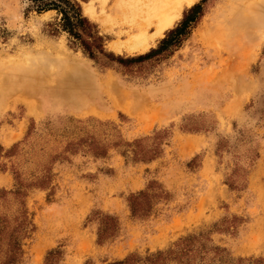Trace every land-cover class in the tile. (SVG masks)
I'll list each match as a JSON object with an SVG mask.
<instances>
[{
  "label": "rangeland",
  "instance_id": "rangeland-1",
  "mask_svg": "<svg viewBox=\"0 0 264 264\" xmlns=\"http://www.w3.org/2000/svg\"><path fill=\"white\" fill-rule=\"evenodd\" d=\"M70 1L103 55L58 29L55 11L0 0V217L30 223L15 264L49 251L51 264H144L189 237L183 264H264V32L234 18L262 19L264 0H198L194 23L185 7L142 54L110 48L115 0L106 22L98 0ZM79 62L83 87L62 72ZM140 192L149 208L132 215ZM105 218L115 228L98 241Z\"/></svg>",
  "mask_w": 264,
  "mask_h": 264
},
{
  "label": "trees",
  "instance_id": "trees-1",
  "mask_svg": "<svg viewBox=\"0 0 264 264\" xmlns=\"http://www.w3.org/2000/svg\"><path fill=\"white\" fill-rule=\"evenodd\" d=\"M204 1V0H202ZM29 7L35 12H47L55 11L58 16V29L66 33L69 37L73 38L81 46L82 50L90 57H93L94 52L103 55L101 46V38L95 36L91 32V25L87 20L80 15L78 6L70 0H28ZM200 6L198 4L193 5L188 10L187 19L183 22L187 25L189 22H195L199 13ZM195 15H197L195 17ZM189 18V19H188ZM107 58L114 60L111 55H107ZM138 59V58H137ZM119 62H129L132 59L123 60L117 58ZM10 194L14 199L23 198V192L20 185L17 182V187ZM148 197L146 193H138L135 196H131L129 199V209L132 215H141L147 212L148 206L142 204L141 201ZM21 206L23 204L21 202ZM109 218H105V222L101 225V229L97 231V240L107 238L111 235L115 228V222ZM30 226V223L26 220L25 212L19 213L18 216L13 218V226L9 228V223L4 217H0V264H15L20 254V238L24 235V229ZM191 240H195L194 237H189L179 240L173 246L174 249L167 250L166 252H157L144 259V264H166L168 261H175L177 264H183L181 258L187 255V252H191L188 248V244ZM57 251H49L46 253L44 264H51L52 258L57 255ZM114 264H131V262L125 259L122 262Z\"/></svg>",
  "mask_w": 264,
  "mask_h": 264
},
{
  "label": "bare ground",
  "instance_id": "bare-ground-1",
  "mask_svg": "<svg viewBox=\"0 0 264 264\" xmlns=\"http://www.w3.org/2000/svg\"><path fill=\"white\" fill-rule=\"evenodd\" d=\"M197 1L198 0H115L109 13L114 16L115 25L119 27L114 33L119 42L117 41V43L111 45L110 48L115 51V53L124 51L128 54H142L146 52L154 44L155 40L161 38L180 18L183 9L185 7H190ZM98 2L101 7V16L106 17L105 20H103L102 17L99 19L106 22L108 17L105 15L108 13L106 8L109 0H98ZM86 14L91 18H96L97 16L93 6L86 9ZM259 15V11L251 8L249 12L243 14L240 12L235 15L234 18L242 22L252 20V25L254 27L256 26L259 31L264 32V17H262V19H256ZM231 19H233V17L225 15L221 20L227 22ZM209 30V27H206L203 33L206 35ZM123 38H125L124 41L121 40ZM77 66L78 67L73 69L63 68V76L65 80L70 79L76 86L83 87L82 85L88 82L87 80L90 77V72L85 71L86 66L81 62H79ZM111 83L113 84L112 79ZM109 93L110 99L117 107L129 105V96L122 95L121 98L116 99L112 89ZM132 106H127L130 108H127L126 112H133Z\"/></svg>",
  "mask_w": 264,
  "mask_h": 264
},
{
  "label": "crops",
  "instance_id": "crops-1",
  "mask_svg": "<svg viewBox=\"0 0 264 264\" xmlns=\"http://www.w3.org/2000/svg\"><path fill=\"white\" fill-rule=\"evenodd\" d=\"M48 12V11H47Z\"/></svg>",
  "mask_w": 264,
  "mask_h": 264
}]
</instances>
